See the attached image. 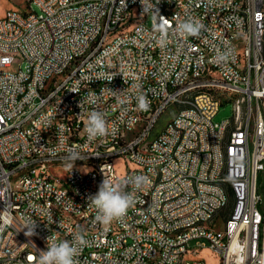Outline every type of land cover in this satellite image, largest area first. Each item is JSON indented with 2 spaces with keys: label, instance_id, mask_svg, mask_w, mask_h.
Returning <instances> with one entry per match:
<instances>
[{
  "label": "built area",
  "instance_id": "obj_1",
  "mask_svg": "<svg viewBox=\"0 0 264 264\" xmlns=\"http://www.w3.org/2000/svg\"><path fill=\"white\" fill-rule=\"evenodd\" d=\"M133 5H143L144 14ZM133 18H141V29L126 33ZM189 18L203 25L195 37L176 31ZM162 24L166 47L157 42ZM198 40L207 43V63H200ZM237 44H244V57L252 54L253 80L233 70ZM14 58H21L20 71H11ZM209 83H221V92L206 91ZM189 89H201V96H189ZM229 92L244 95L245 110L227 153L230 168H221L219 139L231 117L213 119L222 104L237 107L226 102ZM139 94L156 118H148L140 139L126 141L125 131L145 116ZM52 95H61L60 104L51 105ZM180 101H191V109H180ZM165 107L176 108L174 125L142 152ZM38 108H45L43 117H36ZM93 110L105 113L115 131L89 141L82 119ZM73 153L80 159L72 160ZM118 160L127 163L125 172L117 171ZM68 162L78 172L67 174L72 191L60 192L52 187L54 169L63 171ZM134 162L146 163V171L132 172ZM157 165H164V178H157ZM85 166L99 167V175L82 177ZM116 173H125L121 186L144 211L129 207L111 229L96 222L88 198ZM147 173L155 181L139 189L130 183ZM227 182L241 191L231 223L214 218L226 201L218 183ZM49 197L90 216L93 235L59 219ZM41 217L55 219L56 227H42ZM204 217H212L211 227L198 225ZM29 218L36 223L31 236ZM189 221H197L194 231H187ZM58 228L87 241L77 264H177L184 250L205 248L222 264H264V0H34L31 15L18 10L0 17V264H39ZM14 245L28 247V254L6 263Z\"/></svg>",
  "mask_w": 264,
  "mask_h": 264
},
{
  "label": "bare ground",
  "instance_id": "obj_2",
  "mask_svg": "<svg viewBox=\"0 0 264 264\" xmlns=\"http://www.w3.org/2000/svg\"><path fill=\"white\" fill-rule=\"evenodd\" d=\"M29 3V11H20V15H31L34 9V0H27ZM248 0H240V3H247ZM18 11V10H9ZM9 11L4 17H9ZM133 12L135 14H144L143 5H133ZM160 14H167V6H160ZM141 29V18H133L132 21L127 22L126 33H136ZM115 36H122V29H115ZM197 48L200 53V63H207V43L205 40L197 41ZM244 53V44H237L235 48V63H233V70H244V79L253 80L255 76V67H247V61H252V54ZM8 54H15V46H8ZM21 70V58H14V62L11 63V71ZM206 91L221 92V83H209L206 84ZM189 96H201V89H189ZM226 102H233L236 108H233V116L228 123L224 124L223 133L219 139L220 146V160L221 168H230V159L227 157L229 153L230 143L236 136L238 130V123L243 122V115L245 110L244 95L238 92L225 93ZM61 102V95H52L51 105H58ZM171 107H165L164 113L159 116L158 122L153 123V128L142 143V152H150L155 148L160 137L163 136L164 131H167V127H172L175 123L176 115L165 126L163 132H161L156 138L152 139V134L156 129L161 117ZM180 109H191V101H180ZM45 115V108H38L36 110V117H43ZM88 116H83L82 127H85ZM148 118H156V110H145V116H137L134 121V129L131 131H125L126 141H133L134 139H140L141 134H145V129L148 126ZM53 133H60V126H53ZM73 163L75 162H68ZM126 170H127V163ZM122 170V169H121ZM124 169V171H126ZM117 171L118 167H117ZM146 163L134 162L132 163V172H145ZM78 164L71 168L67 174L77 173ZM92 175H99V167L97 166H85L82 170V177H91ZM148 181H155V173H147ZM157 178H164V165H157ZM119 183L125 184V173H116V177L113 179V184ZM52 187H58L60 192L72 191V184L69 183V175L66 180H62L58 177L52 178ZM219 192H224L226 201L225 206H217L214 209V218L226 211H231L230 215L226 216L225 223H231L233 219V213L237 211L241 203V191L239 187L234 186V182L218 183ZM233 201V208L231 202ZM49 204L54 212L57 213L59 219H67L70 222L76 223L77 233H84L86 235H93V226L90 224V216H84V212H76L73 207L65 206L63 202L59 201L58 197H49ZM130 211H144V203H132ZM227 213V212H226ZM229 213V212H228ZM42 227H56V220L49 219L48 217H41ZM212 217L198 218V225L200 227H211ZM107 228L118 229V222L114 221ZM197 228V221H189L187 223V231H194ZM56 238L58 241L72 240V235L66 228H58L56 231ZM19 254H28V247H21V245H14V247L7 250L6 263H15ZM199 255V251L196 250H184V257H181V262L177 264H207L203 259H199L196 256Z\"/></svg>",
  "mask_w": 264,
  "mask_h": 264
},
{
  "label": "clouds",
  "instance_id": "obj_3",
  "mask_svg": "<svg viewBox=\"0 0 264 264\" xmlns=\"http://www.w3.org/2000/svg\"><path fill=\"white\" fill-rule=\"evenodd\" d=\"M202 28L203 25L196 19L189 18L178 23L176 31L181 35L195 37L199 35ZM160 31L161 35L157 42L161 47H166L168 44L167 27L162 24ZM148 106L149 102L146 96L139 94L137 96L138 109L146 110ZM114 131L115 129H109L105 113L97 110L89 113L85 124V132L89 141L106 137ZM71 159L76 161L80 158L77 154L73 153ZM130 183L139 189L148 183V177L144 175L135 176ZM88 200L91 201L92 206L96 209V222L104 226H110L114 221H118L125 216L133 203L134 196L131 192L125 191L119 183L113 184L104 178L98 187V191L94 195H90ZM35 227V221L29 218L26 225L28 229L26 235H33ZM86 243L87 241L82 234L74 235L71 241H58L50 236L47 240V250L41 251L39 264H77L80 249Z\"/></svg>",
  "mask_w": 264,
  "mask_h": 264
},
{
  "label": "rangeland",
  "instance_id": "obj_4",
  "mask_svg": "<svg viewBox=\"0 0 264 264\" xmlns=\"http://www.w3.org/2000/svg\"><path fill=\"white\" fill-rule=\"evenodd\" d=\"M29 9V3L27 2V0H0V17H4L9 10L29 11ZM150 22L151 19L148 20V23ZM233 113L234 111L231 103L222 104L220 106L219 112L215 115L213 121L216 123L222 122L224 119L232 117ZM175 115V107H171L165 112L152 134V139L156 138L161 132H163L165 126L169 124V122L174 118ZM73 167H75V164L68 163L67 166L63 167V171H61V169H54V176L62 180H66L68 171ZM117 167L118 170L121 172H125L124 169L126 170V165L123 160H118ZM232 203L233 201L231 202V207L229 208V210L233 208ZM226 212L219 216V218L224 217V223L226 222V216L230 215V211ZM190 245L196 246L197 240H192L190 242ZM196 257L205 260L207 264H222L221 258L217 254L213 253V251H211L209 248H205L204 250L199 252V255Z\"/></svg>",
  "mask_w": 264,
  "mask_h": 264
},
{
  "label": "trees",
  "instance_id": "obj_5",
  "mask_svg": "<svg viewBox=\"0 0 264 264\" xmlns=\"http://www.w3.org/2000/svg\"><path fill=\"white\" fill-rule=\"evenodd\" d=\"M230 213H231V211H230Z\"/></svg>",
  "mask_w": 264,
  "mask_h": 264
}]
</instances>
